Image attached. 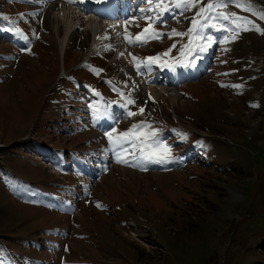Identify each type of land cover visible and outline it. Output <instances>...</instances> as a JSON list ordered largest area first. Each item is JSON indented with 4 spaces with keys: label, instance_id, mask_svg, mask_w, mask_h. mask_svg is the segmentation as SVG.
Returning <instances> with one entry per match:
<instances>
[{
    "label": "rangeland",
    "instance_id": "obj_1",
    "mask_svg": "<svg viewBox=\"0 0 264 264\" xmlns=\"http://www.w3.org/2000/svg\"><path fill=\"white\" fill-rule=\"evenodd\" d=\"M30 2L32 11L27 0H0L7 28L37 39L18 52L12 40L0 38V264H264V0H225L223 9L213 10L246 17L261 31L249 25L232 39L228 21L217 23L227 24L217 35L203 30L217 41L215 74L185 78L177 89L165 80L163 92L149 100L134 92V73L141 72H131L115 56L116 45L94 52L89 66H72L90 53V33L76 27L62 54L56 41L59 45L63 23L51 6ZM146 2L137 3L132 23L143 25V17L156 15L141 11ZM209 2L180 8L187 22L177 17L168 22L172 17L165 15L154 26L163 33H187L199 7ZM187 38L163 35L135 45L134 52L129 46L138 63L148 48L159 57L171 48L168 57L174 59ZM102 65H108L104 73ZM140 76L138 83L146 84ZM70 78L99 87L104 113L121 106L111 105L109 96L122 110L110 108L117 116L107 118L96 97L77 98ZM209 78L232 87L235 99L213 92ZM129 98L134 103L127 104ZM242 104L252 106L253 115H242ZM109 118L114 120L102 127ZM140 123L149 127L136 136L158 130L178 159L157 166L110 143L113 128L119 134ZM32 138L68 150L67 157L62 163L56 152L35 151L40 163L27 149ZM45 154L60 163L49 170L42 163Z\"/></svg>",
    "mask_w": 264,
    "mask_h": 264
},
{
    "label": "snow or ice",
    "instance_id": "obj_2",
    "mask_svg": "<svg viewBox=\"0 0 264 264\" xmlns=\"http://www.w3.org/2000/svg\"><path fill=\"white\" fill-rule=\"evenodd\" d=\"M69 2H75V0H69ZM96 3H106L109 0H95ZM150 5L147 9H141L142 12H151L155 11V16H146L143 17L145 19L146 24L140 33H137L135 37H132L130 34L125 36V40L129 44H143L147 43L149 39H158L163 35L173 36H188V42L180 47L179 55L175 58V62L171 65V70L175 71L176 67H194L197 63V60L201 57L197 55L198 53H203L207 50L208 47L211 46L212 37L210 35H205L203 33V29L205 28H215L217 31H223L227 29V24H221L220 27H217V23L220 21H228L232 24L233 28V36L232 39L236 38V33L240 31L249 30V25L252 28H255L257 31H261L258 26L252 23V21L248 20L246 17H240L236 13H225L223 11H213L223 9L226 4L225 0H212V2L207 3L199 7L196 12L194 18L191 21V26L189 27L187 33L178 32L176 29L170 30L168 33H163L155 30L154 25L157 23H163V17L165 13H169L172 11L173 7L175 8H195L200 0H148ZM154 5V6H153ZM238 7H243V5H237ZM0 18L3 17L0 14ZM175 18V17H173ZM260 18L264 19V13L260 14ZM212 21H216L213 23ZM133 21L125 22V31L129 25ZM151 29V31H150ZM10 30V29H9ZM15 34L18 36H23V32L21 29L16 28ZM26 38V37H25ZM107 39L108 37H103ZM98 39H100L98 37ZM110 47V45L108 46ZM173 48L176 47L175 44L172 45ZM171 52V48L165 51L163 54L164 57H168ZM123 55V54H121ZM188 57L187 63L183 62V58ZM135 60L136 57L133 56ZM159 56L157 57H147L140 64L136 65L139 69L140 67H144L146 64L151 65L155 64ZM161 66H169L167 63L161 64ZM236 87H239L237 85ZM134 101L129 98L127 100V104H132ZM142 112L143 109H140ZM135 113L129 111L127 113L128 116H132ZM149 125L146 123H140L132 125L125 132H121L116 134V129L113 128L110 132L107 133L110 143L119 146L124 152H127L129 148L132 150L133 158L138 161H145L149 163H158L163 164L168 162L174 158L171 155V146L163 143L159 137L158 130H149L140 133L138 136L134 135L139 129L147 128ZM182 138H186V134ZM138 150V155H137ZM122 162L127 163V160H123ZM100 206V205H98Z\"/></svg>",
    "mask_w": 264,
    "mask_h": 264
},
{
    "label": "bare ground",
    "instance_id": "obj_3",
    "mask_svg": "<svg viewBox=\"0 0 264 264\" xmlns=\"http://www.w3.org/2000/svg\"><path fill=\"white\" fill-rule=\"evenodd\" d=\"M45 1H47L49 5L53 8L52 10L54 11L53 14L55 15V17L59 18L58 20H60L63 23L64 33L59 37L60 38L59 49L61 52H63L62 50L64 44H66V40L70 38L69 34L74 29H76V27L79 24H82L83 29L89 28L90 31H93V33L91 32V40L89 41V46H88L89 50L91 51H89L87 48V50L90 53L95 51V49L98 48V46L105 40L103 37L105 36L109 37V35L118 36L119 38L118 48L120 49L119 52H121L119 56L122 57V59L126 62V64H128V66L134 64L132 58V51L130 50V46L127 44L125 40V36L127 34L125 33V30L123 28L126 22L125 18L128 17V15L131 14L133 11V7H132L133 4L131 0H120L119 1L120 9L118 12L116 11L118 5H113L110 7V6H105L106 3L103 4L102 6L93 3V5H91L88 9H95L97 14L92 17H89L86 14L87 11L85 10V7L82 6L83 3L81 4L77 3V5H72L68 0H45ZM53 5H55L56 8ZM118 16H120L119 19H117ZM8 32H9L8 34L12 33V35L15 36V38L17 37L14 31L9 30ZM137 33L140 32L138 31L136 32V34ZM98 37L100 39H98ZM207 51L208 49L206 50V53L203 56H200L201 58L197 60V63L194 67H188V68L176 67L175 71H172L171 69L169 71H172L171 73H174V75H176V79L178 78L183 80L184 78L190 79L191 76H198L201 65L204 62H206ZM86 58H87V54L85 56V59ZM161 64L162 63L160 62V64L158 65L160 69L167 68L165 66H161ZM134 76L136 82L134 91L135 92L137 91V93L140 94L142 98H147V99L154 97L156 98L159 97V94L163 92L164 86L159 82H156L153 76L150 75L149 80L147 82H144L146 84L138 83L139 80H141L138 76V73H135ZM102 114H104L106 117L108 115L107 113H102Z\"/></svg>",
    "mask_w": 264,
    "mask_h": 264
}]
</instances>
